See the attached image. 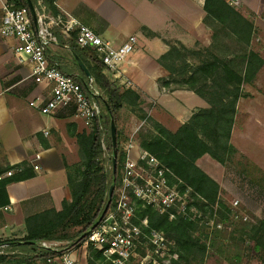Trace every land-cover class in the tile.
<instances>
[{
    "label": "crops",
    "instance_id": "0c3cea01",
    "mask_svg": "<svg viewBox=\"0 0 264 264\" xmlns=\"http://www.w3.org/2000/svg\"><path fill=\"white\" fill-rule=\"evenodd\" d=\"M227 1L255 16L251 19L256 31L253 42L259 37L257 40L264 45V0ZM6 2L0 0V26ZM55 5L62 16L75 20L80 28L91 29L114 46L122 45L130 36L137 38L136 51L118 71L105 72L111 80L140 96L148 117L175 132L198 110L208 108L203 99L189 90L165 87L170 74L159 61L172 44L187 49L212 45V31L205 21V0H56ZM261 13L263 18H256ZM56 36L57 43L48 50L49 60L65 74L86 77L71 52V36L60 30ZM16 45L15 39L0 35V176L6 182L4 192L0 189V234L4 240L25 237L27 218L52 209L61 211L64 202H71L70 180L78 177L84 159L78 136L87 138L91 134L84 122L74 116L72 108H59L44 115L30 105L48 101L51 86L34 82L30 62L20 60ZM260 53L264 60V49ZM239 114L240 102L232 138L237 135ZM260 119L253 125L256 131L252 135L249 130L245 141L247 148L251 147L249 152L261 155L264 171V112ZM117 120L118 125L127 122L136 129L145 124L125 108L118 112ZM133 134L129 138L135 145L129 157L136 161L141 149L133 139L136 133ZM9 171L13 173L11 177L6 175ZM203 171L217 182L207 169ZM16 177L20 179L13 180ZM70 250L78 264H88L90 256L85 245ZM15 258L11 264L23 259ZM31 264L47 263L38 260Z\"/></svg>",
    "mask_w": 264,
    "mask_h": 264
},
{
    "label": "trees",
    "instance_id": "16d2710c",
    "mask_svg": "<svg viewBox=\"0 0 264 264\" xmlns=\"http://www.w3.org/2000/svg\"><path fill=\"white\" fill-rule=\"evenodd\" d=\"M40 1L49 13L60 14L56 9V0ZM7 2L15 7H25L29 11L26 0H7ZM31 2L35 8L38 0ZM205 12V21L213 35L212 45L200 53L189 50L181 44H172L169 51L159 60L170 73L169 80L164 83L165 87H171V84L175 83V88L195 93L208 105V108L198 110L175 132L169 131L148 117L141 107L140 96L135 91L121 86L117 81L111 80L105 72L107 69L97 60L94 53L79 48L75 43V35H71V52L90 73V78L84 75L78 78L72 77L81 85L87 98L98 104L103 132L96 128L87 138L78 136L84 150L83 170L81 167L78 177L70 180L71 202H64L61 211L52 209L27 218L25 237L5 240L13 249L37 254V256L24 257L15 264H31L38 260L46 262L47 258L55 256L57 253L39 252L37 248L42 241H69L68 236L60 235L67 228L80 227L78 233L80 239L63 247V250L80 245L84 241L81 240L83 234L92 230L108 201L110 187L116 188L120 182L119 165L125 161V157L120 151L117 115L124 108L153 126L154 131L150 135L142 134L140 149L155 157L168 169L170 174H167V178L171 185H177V189L182 194L188 192L189 208H194L198 214H201L202 219L207 210L212 214L223 216L227 208L218 203L219 185L196 163L203 156H209L223 165L229 161V157L235 151L230 139L238 101L245 96L243 86L255 81L264 67V60L251 47L256 33L254 23L236 6L227 0H205ZM223 33L234 40L241 49L235 59L241 65V70L210 50L219 39V35ZM185 53L201 56L202 59L195 66L186 64ZM180 61L183 64L181 68L176 65ZM112 120L117 126L116 149L113 148L110 137ZM102 135L106 138L107 150L110 153L108 159L110 170L101 159ZM114 151L118 154L116 174L112 169ZM19 179V177L13 178V180ZM260 182L264 190V176ZM5 185L6 182L0 183L3 192ZM114 201L113 197L111 206ZM137 213L141 220L145 218L148 220L149 229L163 232L173 243L171 249L177 255V261L173 264H191L195 260L203 261L206 257L209 247L200 237L195 236L196 226L202 219L195 217L193 220H188L177 216L174 220H170L168 214H161L152 207H142L140 202ZM135 223L139 224L137 221ZM253 232L261 263L264 264V218L257 220ZM89 250L88 264H94L93 259L97 260L102 256L91 247ZM7 259L0 256V264L6 263Z\"/></svg>",
    "mask_w": 264,
    "mask_h": 264
},
{
    "label": "built area",
    "instance_id": "2783aa9c",
    "mask_svg": "<svg viewBox=\"0 0 264 264\" xmlns=\"http://www.w3.org/2000/svg\"><path fill=\"white\" fill-rule=\"evenodd\" d=\"M34 9L36 25L33 24L27 8L15 7L6 2L0 26L2 37L16 40L15 52L20 60L30 62L34 82L51 86L48 101L30 105L44 115H50L59 108H72L74 116L82 120L91 133L96 128L103 132L98 104L87 98L81 85L71 75L62 72L56 63H51L48 50L57 43V30L66 36L75 34V43L79 48L93 52L109 72L116 73L129 55L136 51L137 38L130 36L122 45L114 46L91 29L80 28L75 20L67 19L61 14L49 13L40 0ZM104 137L103 135L101 138L102 147ZM134 145L132 141L128 144V159L120 179L121 188L117 191L113 205H110L99 226L90 230L81 243L101 254L103 262L97 264H131L143 240H148L153 255L162 258L166 256L168 241L164 233L149 229L146 218L139 220V224L135 223L138 202L142 207H152L161 214H168L170 220L177 216L188 220L195 217L201 219V214L194 208H189L188 192L182 194L177 185L170 184L167 178V174H170L168 169L155 157L141 150L136 161L130 159L129 153ZM34 168L38 170L39 166L35 165ZM6 175L11 177L13 173L9 171ZM3 180L4 176H0V183ZM237 206L238 202H235L234 207ZM231 218L234 222L247 221L245 215L233 214ZM63 247L65 244L61 242L42 241L37 250L57 253L46 259L47 264H78L73 252L70 249L63 250ZM0 256L24 258L37 254L11 248L0 234Z\"/></svg>",
    "mask_w": 264,
    "mask_h": 264
},
{
    "label": "rangeland",
    "instance_id": "374dc122",
    "mask_svg": "<svg viewBox=\"0 0 264 264\" xmlns=\"http://www.w3.org/2000/svg\"><path fill=\"white\" fill-rule=\"evenodd\" d=\"M236 8L250 20L252 19V14H249L241 7ZM258 17L263 18V14L256 15V18ZM257 39L256 41L254 40L251 47L261 54L260 52L264 49V45ZM189 50L202 53L206 49L197 47ZM210 50L219 58L230 61L236 69L241 70V65L235 60L237 59L236 56L241 52V49L228 35L224 33L219 35V39ZM185 55L187 56L186 64L188 63L192 66L197 65L202 59L201 56L191 55L189 53H185ZM176 65L180 68L183 66L181 61L177 62ZM171 85V87H175V83ZM243 92L245 96L238 101V104L240 102L241 114H239L238 120L236 121L237 135L232 138L231 133V139L233 141L231 142L230 139L235 151L229 157V161L223 165L207 156L205 159H202L200 162L198 160L196 163L202 171L203 169H207L217 179L216 183L219 185L218 203L225 205L227 210L224 211L223 216L216 213L212 214L210 210H207L203 219L201 218L202 220L198 222L195 236L200 237L209 249L203 261L195 260L191 264H262L260 252L257 249L253 237V227L257 220L264 218V190L260 186L264 171L261 168V155L258 152H255V154L251 153V151L249 152L251 147L247 148L245 138L249 130L252 135L256 131L253 125L256 121L259 122L261 120L260 117L264 112V71L258 73L252 84L244 85ZM118 126H120V151L125 157V161L119 165V176L122 178L124 164L128 159L126 144L130 140V135L133 132L134 134L136 133V135L133 134V139L134 141L136 139L137 142H140L141 136L150 135L154 129L149 123L143 124L138 129L131 126V124L128 125L127 122L123 125L119 123ZM109 158L110 153L107 150L106 138L104 137V147L101 146V159L105 161V166L110 170ZM120 188L121 183L119 182L114 191V200ZM235 202H238L237 207H234ZM233 214H238L239 216L245 215L247 221H242L245 224H242V222H234L231 218ZM139 220L141 218L137 215V222ZM80 230L81 228L78 227L67 228L63 233L59 231L61 232V236L65 235L69 237V241L64 240L61 243L66 246L80 239L78 235ZM167 241L168 249L166 256L162 258L153 255L150 243L148 240H143L131 264H173L177 261V255L171 249L173 243L169 239ZM89 249L90 247H87L90 256ZM15 259V257L8 258L6 263L3 264H9ZM93 261L94 264L102 263L103 258L93 259Z\"/></svg>",
    "mask_w": 264,
    "mask_h": 264
},
{
    "label": "water",
    "instance_id": "95a60500",
    "mask_svg": "<svg viewBox=\"0 0 264 264\" xmlns=\"http://www.w3.org/2000/svg\"><path fill=\"white\" fill-rule=\"evenodd\" d=\"M27 1V5L29 8V12H30V16L32 19V22L34 25H36V13H35V9L33 7V4L31 2V0H26ZM78 64L80 66V68L84 71L85 75L87 78H90V73L88 72L87 68L80 62L78 61ZM110 137H111V141H112V146L114 149H116L117 147V126L114 120L111 121L110 123ZM117 158H118V154L116 151H114L113 154V158H112V169L114 174H116L117 172ZM114 191H115V186H111L109 189V193H108V201L104 207V210L101 214V216L99 217L98 221L94 224L93 229H96L99 224L101 223V221L103 220L104 216L106 215L108 209L110 208V205L112 203V199H113V195H114ZM89 232H86L85 234H83V236L81 237V240L84 239ZM28 245H30L31 243H27Z\"/></svg>",
    "mask_w": 264,
    "mask_h": 264
}]
</instances>
